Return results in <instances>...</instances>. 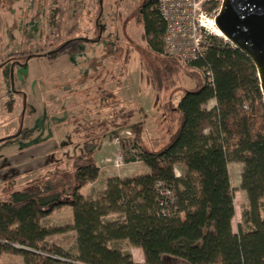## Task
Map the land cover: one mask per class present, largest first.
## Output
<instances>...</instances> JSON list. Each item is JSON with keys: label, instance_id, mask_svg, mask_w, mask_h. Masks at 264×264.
Listing matches in <instances>:
<instances>
[{"label": "trees", "instance_id": "obj_1", "mask_svg": "<svg viewBox=\"0 0 264 264\" xmlns=\"http://www.w3.org/2000/svg\"><path fill=\"white\" fill-rule=\"evenodd\" d=\"M137 1L131 21L143 27L146 51L162 60L166 75L181 72L194 83L172 109L175 134L165 130L150 146L143 141L142 126L119 136L124 163L141 162L150 171L107 178L96 199L83 193L100 178L91 153L32 189L0 200V258L13 254L24 264H139L120 246L126 241L142 249L143 264H169L168 257L185 264H264V99L256 69L241 52L213 36L197 61L183 63L166 55V23L158 0ZM13 55L28 59L39 53ZM212 101L214 108L206 110ZM233 162L243 165L241 186L248 198L237 233L229 172ZM179 163L184 177L175 173ZM158 184L175 200L165 213ZM62 207L73 209L70 225H42ZM114 213L118 217L108 221ZM67 231L76 234V252L49 241Z\"/></svg>", "mask_w": 264, "mask_h": 264}, {"label": "rangeland", "instance_id": "obj_2", "mask_svg": "<svg viewBox=\"0 0 264 264\" xmlns=\"http://www.w3.org/2000/svg\"><path fill=\"white\" fill-rule=\"evenodd\" d=\"M138 6L137 0H0V200L91 153L103 173L83 193L96 199L109 176L127 178L149 169L116 167L121 155L113 143L119 144V136L142 126L150 146L165 130L175 134L172 109L194 83L181 72L166 75L162 60L146 51L144 29L131 21ZM18 52L39 55H13ZM214 106L212 101L205 109ZM203 130L209 132L207 123ZM174 168L184 177L183 164ZM229 170L237 233L248 198L241 186L243 165L230 163ZM72 222L73 209L62 207L42 225ZM75 236L67 231L49 241L75 252ZM119 244L134 260L144 258L141 248ZM0 264L24 263L21 256L3 254Z\"/></svg>", "mask_w": 264, "mask_h": 264}, {"label": "built area", "instance_id": "obj_3", "mask_svg": "<svg viewBox=\"0 0 264 264\" xmlns=\"http://www.w3.org/2000/svg\"><path fill=\"white\" fill-rule=\"evenodd\" d=\"M222 2L223 0H158L161 17L166 23L165 54L183 63H191L205 55L212 36L230 44L225 37L216 35L215 19ZM207 76L211 80V73H207ZM124 165L120 156L116 167ZM158 191L160 206L165 213L175 204V200L171 192L162 189L160 184Z\"/></svg>", "mask_w": 264, "mask_h": 264}, {"label": "water", "instance_id": "obj_4", "mask_svg": "<svg viewBox=\"0 0 264 264\" xmlns=\"http://www.w3.org/2000/svg\"><path fill=\"white\" fill-rule=\"evenodd\" d=\"M215 24L254 65L264 99V0H223Z\"/></svg>", "mask_w": 264, "mask_h": 264}, {"label": "crops", "instance_id": "obj_5", "mask_svg": "<svg viewBox=\"0 0 264 264\" xmlns=\"http://www.w3.org/2000/svg\"><path fill=\"white\" fill-rule=\"evenodd\" d=\"M128 131H126V133H127ZM113 144H115V145H117V149H118V151H119V144L118 143H113ZM102 149H101V151L100 152H102V150L105 148V144H103V146L101 147ZM120 152V151H119ZM96 160H97V163H98V157H96ZM137 164H143V163H141V162H137V163H133V164H126L125 166H131V165H137ZM144 165V164H143ZM99 166V165H98ZM100 168V167H99ZM101 169V168H100ZM229 169H230V164H229ZM149 169H144L143 168V171L140 173V174H148L149 173ZM230 171V170H229ZM102 170H100V176L102 175ZM134 175V174H133ZM133 175H130V176H133ZM129 176V177H130ZM109 177H111V176H109ZM108 177V178H109ZM97 182V181H96ZM76 235V234H75ZM75 238H76V236H75ZM60 246V245H59ZM62 247V246H61ZM75 252H76V250H75ZM131 255V254H130ZM132 256V255H131ZM133 258V257H132ZM136 263H139V264H143L144 263V258L142 257V260H134Z\"/></svg>", "mask_w": 264, "mask_h": 264}, {"label": "bare ground", "instance_id": "obj_6", "mask_svg": "<svg viewBox=\"0 0 264 264\" xmlns=\"http://www.w3.org/2000/svg\"><path fill=\"white\" fill-rule=\"evenodd\" d=\"M216 35L217 36H221V37H223V35H222V33L217 29V31H216Z\"/></svg>", "mask_w": 264, "mask_h": 264}]
</instances>
